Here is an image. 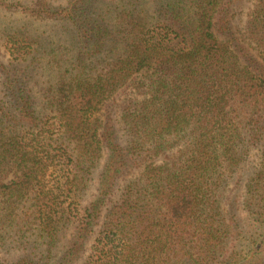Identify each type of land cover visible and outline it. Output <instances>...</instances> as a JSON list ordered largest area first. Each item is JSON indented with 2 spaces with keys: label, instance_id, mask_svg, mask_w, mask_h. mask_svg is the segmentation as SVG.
<instances>
[{
  "label": "trees",
  "instance_id": "trees-1",
  "mask_svg": "<svg viewBox=\"0 0 264 264\" xmlns=\"http://www.w3.org/2000/svg\"><path fill=\"white\" fill-rule=\"evenodd\" d=\"M241 1L0 0V249L17 256L0 264H264V0L243 32ZM253 151L244 232L225 194Z\"/></svg>",
  "mask_w": 264,
  "mask_h": 264
},
{
  "label": "rangeland",
  "instance_id": "rangeland-1",
  "mask_svg": "<svg viewBox=\"0 0 264 264\" xmlns=\"http://www.w3.org/2000/svg\"><path fill=\"white\" fill-rule=\"evenodd\" d=\"M21 1H24V0H21ZM60 1L61 3L66 4L67 1L69 0H60ZM257 2L258 0H242L240 3L241 6L240 5L239 7L237 6V16L234 21V27L236 30L238 29V30H242V32L244 31L248 13L254 7V5L257 4ZM104 3H110V2L105 1ZM15 15L16 16H13V18L16 20L19 26H23L26 23H30V20H28V18H25L24 16L19 15V14H15ZM5 18L7 19L12 18V13H9L7 11H4L3 9H0V19L3 20ZM31 24H32V20H31ZM34 27L36 29H39V33L44 32L45 30L47 31V33L48 31H50V28H48L46 23L37 22L34 24ZM61 28L62 27H59L57 24H53V28L49 32V34H52V33L53 34H58V33L63 34L64 30L62 29L63 30L62 31ZM1 53L2 52H0V54ZM48 78H49V74L48 76L47 75L45 76V74L37 75L35 73L33 77V81L30 83V87L34 89L35 91H37L38 85L46 81ZM1 79L2 78H1V73H0V90L2 89ZM257 154L258 153L253 151L251 158L247 162V165L244 168H242L243 170L236 175L235 179H233L232 182L229 183V187L226 190V194H225L226 197L229 199L226 202L227 203L226 209L228 211V215L229 217L234 215L235 218L241 221V224L244 227L243 229H245L244 232L252 231L253 229L251 222L248 220V217L242 208V200H243V195L245 191V184L247 183V180L249 179V177L253 175V172L255 171L257 164H258ZM105 160L106 158H104L102 161V167L105 163ZM102 167L100 168V171H102ZM237 182L239 183L237 184ZM94 195H95V188H91L86 196L85 201H89L93 199ZM83 204H85V202ZM16 257H17L16 251L11 252L9 250L5 251V250L0 249V259L11 261V260H14Z\"/></svg>",
  "mask_w": 264,
  "mask_h": 264
}]
</instances>
